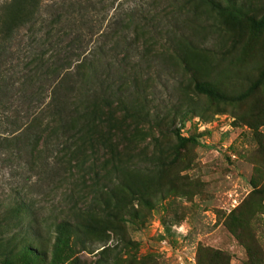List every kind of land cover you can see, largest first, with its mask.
<instances>
[{
	"label": "rangeland",
	"instance_id": "obj_1",
	"mask_svg": "<svg viewBox=\"0 0 264 264\" xmlns=\"http://www.w3.org/2000/svg\"><path fill=\"white\" fill-rule=\"evenodd\" d=\"M54 1L45 0L42 11ZM152 1L107 0L102 26L115 22L120 12L148 3L164 29L193 38L196 45L174 48L161 40L139 66L145 86L140 101L156 124L124 119L116 111L117 127L103 126L102 133L132 172L123 174V187L117 188L131 214L105 233L106 240L105 235L88 236L90 250L66 245L54 260L51 223L62 212L61 189L35 194L31 201L38 220L27 231L38 234L33 244L44 251V258L25 261L22 252L13 264H205L210 254L219 264H264V80L236 104L198 99L193 89L196 80L228 91L249 86L264 69V30H253L245 17L237 21L202 0H172V5ZM233 2L247 16L264 15V0ZM104 14L90 18L102 19ZM190 98L205 104L204 114H215L209 119L188 114ZM171 128L183 137L194 135L199 143H179ZM108 151V145L102 146L93 156L102 168L91 188L83 180L75 189L84 188L89 197L101 188ZM11 170L0 161V188L10 185ZM238 214L245 217L244 233L249 230L260 248L256 263L232 232ZM0 264H5L1 258Z\"/></svg>",
	"mask_w": 264,
	"mask_h": 264
},
{
	"label": "trees",
	"instance_id": "obj_2",
	"mask_svg": "<svg viewBox=\"0 0 264 264\" xmlns=\"http://www.w3.org/2000/svg\"><path fill=\"white\" fill-rule=\"evenodd\" d=\"M44 1L0 3V126H4L0 128V161L12 169L10 185L0 188V258L5 264H13L22 252L25 261L44 258V251L33 244L38 234L27 231L38 220L31 201L35 194L61 189L62 212L51 223L54 260L66 245L88 250V236L105 235L131 214L117 188L123 187V174L132 172L125 169L124 155L102 133L103 126L117 127L116 111L124 119L156 124L158 120L150 118L140 101L145 86L139 66L161 40L174 48L182 43L190 49L196 45L193 38H180L166 25L164 29L155 7L148 3L120 12L115 22L103 27L107 0H56L43 12ZM202 1L237 21L245 17L253 30H264V15L247 16L233 0ZM100 13L102 19L90 18ZM263 80L264 69L242 90L228 91L205 80L194 81L193 89L198 99L236 104ZM205 111L204 103L190 98L188 114L205 119L215 114ZM171 131L181 144L199 143L194 135L183 137L177 129ZM106 145L110 156L100 174L103 184L88 197L84 188L75 187L85 180L91 188L102 168L93 156ZM235 221L232 232L252 263L258 262L260 248L252 233L243 231L245 217L238 214ZM205 264L219 263L210 254Z\"/></svg>",
	"mask_w": 264,
	"mask_h": 264
}]
</instances>
